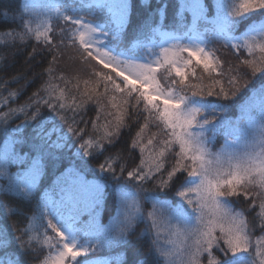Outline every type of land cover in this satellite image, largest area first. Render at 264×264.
<instances>
[{
	"label": "snow or ice",
	"instance_id": "1",
	"mask_svg": "<svg viewBox=\"0 0 264 264\" xmlns=\"http://www.w3.org/2000/svg\"><path fill=\"white\" fill-rule=\"evenodd\" d=\"M18 19L0 47L33 40L42 47L28 59H50L23 106L9 104L18 92L0 97V194L21 197L0 200V264H109L90 254L133 237L131 264H264V0H58L43 11L26 2ZM66 50L82 68L57 72ZM233 105L235 120L225 115ZM133 126L126 151L110 152ZM108 199L115 227L99 221Z\"/></svg>",
	"mask_w": 264,
	"mask_h": 264
},
{
	"label": "trees",
	"instance_id": "2",
	"mask_svg": "<svg viewBox=\"0 0 264 264\" xmlns=\"http://www.w3.org/2000/svg\"><path fill=\"white\" fill-rule=\"evenodd\" d=\"M24 4V0H0V36H2L3 32L7 30H19L21 27V22L18 19L19 12ZM187 16V22H191V14H186ZM54 23L64 26V22L62 20L55 21ZM168 23H171V21H168ZM203 27V25L201 26ZM243 25H241V29H243ZM162 31H172L170 27H165L162 29ZM155 41L157 45H160L164 42V38L160 37L159 34L156 35ZM132 43H135L134 40L130 41V45ZM145 43H148V41H145ZM212 47H217L220 49V53L223 54L222 58L230 60L232 62L237 61V54L233 52L230 48H224L222 46L221 41H216ZM35 47L37 49L41 48L42 46L37 44L33 40H29L26 45H21L17 43L15 47H0V80L4 81V83H0V97H6L9 92H18L20 93L19 97H13L11 100H9V104L13 108L21 107L26 102H28L29 96H31L34 92H36L43 82L47 79L46 75H44L46 68L48 67V61L49 57L47 54H38L33 59L29 60V53L31 52L32 48ZM158 51L157 49H154ZM78 55L75 53L74 50H66L65 56L59 61V64L57 66V72H70L73 69L76 68H82V65H79L77 62H75L71 57H74ZM241 57H246V53L241 52L239 54ZM7 56V61L4 60V57ZM197 72H200V69H197ZM21 75H26L27 80L31 81V83L27 84V87H25L26 81L25 80H19L17 83L15 78ZM59 83V81H57ZM41 95H44V93H41ZM246 97L238 96L237 102L243 103L245 102ZM7 109H5L6 111ZM48 109L44 106H41V112L43 114L48 113ZM94 110H90L88 113V116L90 118H94ZM225 115L232 120L237 119L240 116L239 107L237 105H233L228 109V111L225 113ZM239 115V116H238ZM17 123H20V121H16ZM83 127V125H81ZM91 126L89 125V131ZM136 128L133 126L131 132H129L127 129H125L122 134L120 140L116 143L114 148L110 149V152H117L121 149H124L126 151L128 144L130 143L132 135H134ZM153 131H156V129H152ZM87 138V137H86ZM225 137L222 132L217 133L215 137V143L214 145H211L213 150H218L221 145L224 143ZM3 142V137H0V144ZM133 158L135 160L136 154L133 153ZM88 159V158H86ZM100 162H103V158L100 159ZM138 162V161H137ZM134 166V165H133ZM92 167H98V164L96 161H92ZM9 171L11 173H14L15 169H19V165L17 164H9L8 165ZM89 179H92L91 176L88 177ZM51 179V174L47 177H41V183L47 184L49 180ZM7 181L3 177H0V186H6ZM41 185H38V188ZM40 195L42 196L43 193L41 192ZM21 199V197L16 196L14 193H8L7 195L0 194V200L3 201H11L13 205L16 204V201ZM235 206L237 208L240 207H246L244 201L241 199L239 203H235ZM35 205H33V208ZM101 215L99 216V219L102 224L109 223L110 220L114 217L116 213L115 208V201L114 199H108L105 203V205L101 209ZM3 214V210L0 209V215ZM18 217H10V220L13 224L17 223ZM146 224L143 221H138L135 226V231L137 235H140L141 233H144ZM151 234L145 233L144 236V247L143 251H148V243L151 240ZM135 239L136 237H133V243L127 247L124 245H118V249L120 248L122 259L121 264H131V261L135 258L136 255V246H135Z\"/></svg>",
	"mask_w": 264,
	"mask_h": 264
},
{
	"label": "rangeland",
	"instance_id": "3",
	"mask_svg": "<svg viewBox=\"0 0 264 264\" xmlns=\"http://www.w3.org/2000/svg\"><path fill=\"white\" fill-rule=\"evenodd\" d=\"M26 2L35 4L37 6L38 10L43 11L46 7H50L54 4H56L58 2V0H24V3H26ZM8 170H9V168H8ZM18 170L19 169H15L14 173L17 172ZM150 207H151L150 202L144 203L145 210H150ZM100 215H101V212H100ZM86 218L87 217H85V219ZM99 221H100V219H99ZM100 223H101V221H100ZM116 224H117V214L115 213L114 217L112 218V220L109 221V223L102 224V225L115 227ZM98 257L99 258H107L109 260V264H121V259H122L121 251H120V248L118 249V245L113 246L111 249H105L104 251H101L100 253H97L96 255L90 254L91 259H96Z\"/></svg>",
	"mask_w": 264,
	"mask_h": 264
}]
</instances>
